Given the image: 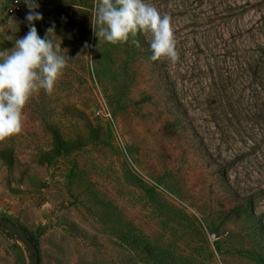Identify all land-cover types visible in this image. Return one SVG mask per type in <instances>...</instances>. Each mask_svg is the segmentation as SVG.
<instances>
[{
	"label": "rangeland",
	"instance_id": "obj_1",
	"mask_svg": "<svg viewBox=\"0 0 264 264\" xmlns=\"http://www.w3.org/2000/svg\"><path fill=\"white\" fill-rule=\"evenodd\" d=\"M7 1L0 50L29 30ZM145 2L171 17L174 63L139 33L99 41L94 0L37 2L69 60L0 141V216L39 264H264V0ZM0 264H30L2 227Z\"/></svg>",
	"mask_w": 264,
	"mask_h": 264
},
{
	"label": "clouds",
	"instance_id": "obj_2",
	"mask_svg": "<svg viewBox=\"0 0 264 264\" xmlns=\"http://www.w3.org/2000/svg\"><path fill=\"white\" fill-rule=\"evenodd\" d=\"M21 0H16L19 4ZM28 32L16 38L11 49L0 50V141L22 131L23 111L39 90L52 94L54 85L67 66V49L55 35V25L46 29L42 38L35 22L42 20L36 11V0H24ZM91 27L95 37L111 44L128 42L137 34L145 36L153 61L179 58L171 17L145 0H94ZM12 31H19L14 19L8 21ZM139 47V42L132 41ZM85 47H88L85 44Z\"/></svg>",
	"mask_w": 264,
	"mask_h": 264
},
{
	"label": "water",
	"instance_id": "obj_3",
	"mask_svg": "<svg viewBox=\"0 0 264 264\" xmlns=\"http://www.w3.org/2000/svg\"><path fill=\"white\" fill-rule=\"evenodd\" d=\"M0 227L11 232L14 236L20 238L30 258V264H39V254L36 252L33 242L26 232L18 227L12 221L0 216Z\"/></svg>",
	"mask_w": 264,
	"mask_h": 264
},
{
	"label": "built area",
	"instance_id": "obj_4",
	"mask_svg": "<svg viewBox=\"0 0 264 264\" xmlns=\"http://www.w3.org/2000/svg\"><path fill=\"white\" fill-rule=\"evenodd\" d=\"M38 1L40 0H36V3ZM27 9L24 0H21L19 4L16 3V0H8L4 8V14L8 18H15L24 13Z\"/></svg>",
	"mask_w": 264,
	"mask_h": 264
},
{
	"label": "trees",
	"instance_id": "obj_5",
	"mask_svg": "<svg viewBox=\"0 0 264 264\" xmlns=\"http://www.w3.org/2000/svg\"><path fill=\"white\" fill-rule=\"evenodd\" d=\"M4 229V228H3ZM4 230H6V229H4ZM30 238V240L33 242V244H34V247H35V250H36V252L38 253V243L36 242V240L34 239V238H31V237H29Z\"/></svg>",
	"mask_w": 264,
	"mask_h": 264
}]
</instances>
